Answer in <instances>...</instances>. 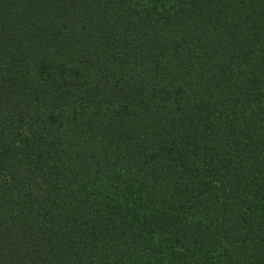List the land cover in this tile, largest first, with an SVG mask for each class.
Here are the masks:
<instances>
[{
	"label": "trees",
	"instance_id": "trees-1",
	"mask_svg": "<svg viewBox=\"0 0 264 264\" xmlns=\"http://www.w3.org/2000/svg\"><path fill=\"white\" fill-rule=\"evenodd\" d=\"M0 264H264V0H0Z\"/></svg>",
	"mask_w": 264,
	"mask_h": 264
}]
</instances>
